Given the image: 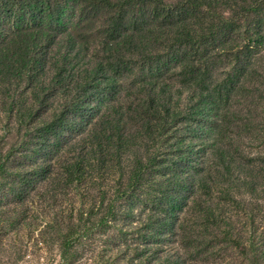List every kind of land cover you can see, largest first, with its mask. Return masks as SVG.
Wrapping results in <instances>:
<instances>
[{
  "label": "trees",
  "instance_id": "obj_1",
  "mask_svg": "<svg viewBox=\"0 0 264 264\" xmlns=\"http://www.w3.org/2000/svg\"><path fill=\"white\" fill-rule=\"evenodd\" d=\"M263 56L264 0H0V111L28 134L31 168L65 189L152 195L156 237L185 205L213 235L257 237L264 156L242 145L264 110ZM62 141L75 153L55 163Z\"/></svg>",
  "mask_w": 264,
  "mask_h": 264
},
{
  "label": "rangeland",
  "instance_id": "obj_2",
  "mask_svg": "<svg viewBox=\"0 0 264 264\" xmlns=\"http://www.w3.org/2000/svg\"><path fill=\"white\" fill-rule=\"evenodd\" d=\"M260 61L261 73L254 78L261 88L258 97L264 95V59ZM4 110L0 111V164L9 171L0 170V264H264V200L256 211L259 226H251L256 238L237 242L224 234L213 235L192 212L187 213L186 205L170 219L174 231L156 237L152 228L158 220L150 219L160 212L150 203L152 195L141 191L128 200L110 189L101 196L94 193L97 189H65L56 186L52 177L40 178L30 165L31 156L41 158L30 153L31 146L25 143L28 134L9 123ZM258 116L253 124L257 132L247 137L249 145L242 146L264 156V110ZM201 141L194 139L196 160L202 156ZM62 142L52 157L55 163L65 150L69 156L75 153L71 141ZM260 162L257 166L264 176V159ZM17 166L22 172L28 170L31 182L13 192L9 184ZM59 172L55 165L54 178ZM102 199L104 203L99 202ZM233 211L228 225L235 223L236 229L245 231L247 214Z\"/></svg>",
  "mask_w": 264,
  "mask_h": 264
}]
</instances>
